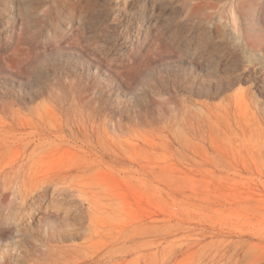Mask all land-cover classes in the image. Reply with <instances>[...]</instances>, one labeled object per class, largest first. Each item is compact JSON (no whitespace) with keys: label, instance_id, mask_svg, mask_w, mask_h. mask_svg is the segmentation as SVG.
I'll return each mask as SVG.
<instances>
[{"label":"rangeland","instance_id":"374dc122","mask_svg":"<svg viewBox=\"0 0 264 264\" xmlns=\"http://www.w3.org/2000/svg\"><path fill=\"white\" fill-rule=\"evenodd\" d=\"M0 264H264V0H0Z\"/></svg>","mask_w":264,"mask_h":264},{"label":"bare ground","instance_id":"6f19581e","mask_svg":"<svg viewBox=\"0 0 264 264\" xmlns=\"http://www.w3.org/2000/svg\"><path fill=\"white\" fill-rule=\"evenodd\" d=\"M240 7H242V8H244V7H246L247 6V4H238ZM255 5H257V4H255ZM254 4H249L248 5V7H249V11H252V10H258V7L259 6H255ZM233 9V8H232ZM236 9V8H235ZM234 12V11H233ZM233 16V15H232ZM236 18V17H235ZM235 22V21H234ZM235 25H236V23H235ZM249 43H251V42H249ZM252 44V43H251ZM45 181V180H44Z\"/></svg>","mask_w":264,"mask_h":264}]
</instances>
